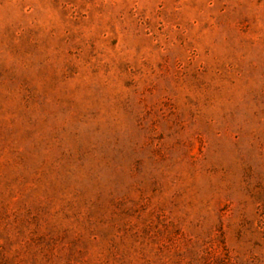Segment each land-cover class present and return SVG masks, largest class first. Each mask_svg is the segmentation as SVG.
<instances>
[{"label": "rangeland", "instance_id": "obj_1", "mask_svg": "<svg viewBox=\"0 0 264 264\" xmlns=\"http://www.w3.org/2000/svg\"><path fill=\"white\" fill-rule=\"evenodd\" d=\"M0 264H264V0H0Z\"/></svg>", "mask_w": 264, "mask_h": 264}]
</instances>
